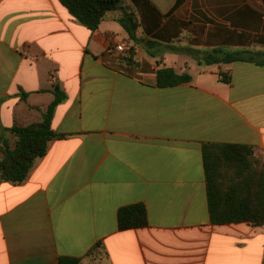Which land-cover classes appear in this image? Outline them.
I'll return each mask as SVG.
<instances>
[{
  "label": "crops",
  "instance_id": "1",
  "mask_svg": "<svg viewBox=\"0 0 264 264\" xmlns=\"http://www.w3.org/2000/svg\"><path fill=\"white\" fill-rule=\"evenodd\" d=\"M176 3L124 0L133 39L111 18L89 30L60 0H0V134L40 121L54 84L66 94L51 121L64 137L24 181L0 182V264H92L97 242L111 264H264V225L210 222L201 155L238 143L264 162V65H201L214 48L264 57V1ZM163 67L191 80L159 87ZM136 202L148 225L118 230Z\"/></svg>",
  "mask_w": 264,
  "mask_h": 264
},
{
  "label": "trees",
  "instance_id": "2",
  "mask_svg": "<svg viewBox=\"0 0 264 264\" xmlns=\"http://www.w3.org/2000/svg\"><path fill=\"white\" fill-rule=\"evenodd\" d=\"M264 1V0H263ZM69 13L89 30H95L105 19L117 21L135 39L138 22L132 11L123 5L124 0H60ZM182 0H177L178 6ZM119 11L117 15L111 12ZM153 42H145L151 53ZM130 56L126 58L130 60ZM205 64L253 62L264 65L257 53L230 52L214 48L203 56ZM157 86L168 87L191 80L186 73L177 74L173 68L157 70ZM220 80L229 82L226 74ZM53 99L41 115V120L27 125H14L0 134V182L21 183L36 159L46 152L48 143L64 137L51 126L56 105L66 98L65 92L56 84L50 90ZM25 96V94H24ZM203 173L210 222L213 224L251 223L264 225V162L254 155V148L247 144L205 142L201 145ZM117 229H136L148 225L144 203L136 202L117 210ZM107 253L102 242H97L87 252L96 259ZM57 264H80V258L61 256ZM108 264H111L108 262Z\"/></svg>",
  "mask_w": 264,
  "mask_h": 264
},
{
  "label": "rangeland",
  "instance_id": "3",
  "mask_svg": "<svg viewBox=\"0 0 264 264\" xmlns=\"http://www.w3.org/2000/svg\"><path fill=\"white\" fill-rule=\"evenodd\" d=\"M200 51L201 50H199V49H194V48L192 50L190 49V52L192 53V57H190V62L192 63L193 66H198V59H197V57H199ZM259 59H264V57H259ZM204 64H205L204 62H201V65L204 66ZM90 259L92 261V264H108V260H107V258L103 254H101L96 259H93L92 257Z\"/></svg>",
  "mask_w": 264,
  "mask_h": 264
},
{
  "label": "built area",
  "instance_id": "4",
  "mask_svg": "<svg viewBox=\"0 0 264 264\" xmlns=\"http://www.w3.org/2000/svg\"><path fill=\"white\" fill-rule=\"evenodd\" d=\"M127 48V45L124 44V43H119L117 45H115V49L118 50V51H125Z\"/></svg>",
  "mask_w": 264,
  "mask_h": 264
}]
</instances>
